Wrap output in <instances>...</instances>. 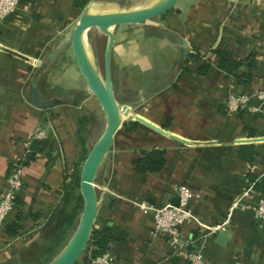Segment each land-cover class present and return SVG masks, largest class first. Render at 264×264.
<instances>
[{"label": "crops", "instance_id": "obj_1", "mask_svg": "<svg viewBox=\"0 0 264 264\" xmlns=\"http://www.w3.org/2000/svg\"><path fill=\"white\" fill-rule=\"evenodd\" d=\"M74 1L18 0L0 22V198L25 143L37 130L50 142L22 168L18 207L0 227V264H22L19 258L60 201L65 176L80 175L101 120L104 125L74 51V28L83 11ZM78 1L86 6L90 0ZM125 1L129 9L146 6ZM182 43L188 48L184 62ZM215 51L240 62L238 73L248 80L241 84L219 70ZM205 60L210 67L202 75L198 68ZM110 67L115 97L129 109L121 120L133 118L115 132L96 174L92 228L113 224L126 234L123 243L109 245L113 264H186L164 237L152 234V210L176 206L177 187L193 194L188 208L197 221L178 228L190 250L207 264H264V224L253 212L263 193L248 180L264 178V103L257 113L225 109L229 95L264 91V0H175L163 18L114 28ZM33 85L40 100L64 103L33 107L28 100ZM247 146L252 159L239 155ZM152 150L164 152V167L137 173L141 153ZM18 217L20 230L12 237L8 229ZM90 260L88 249L76 264Z\"/></svg>", "mask_w": 264, "mask_h": 264}, {"label": "water", "instance_id": "obj_2", "mask_svg": "<svg viewBox=\"0 0 264 264\" xmlns=\"http://www.w3.org/2000/svg\"><path fill=\"white\" fill-rule=\"evenodd\" d=\"M174 2L175 0H153L144 7L129 9L125 0H90L83 8L74 28V51L87 89L101 106L105 120L101 134L91 143L80 169L81 211L76 219L75 226L59 251L44 264H74L90 239L98 201L96 189L97 170L115 132L121 125V113L127 109V106L121 105L115 97L111 81L110 57L113 47V30L118 25L138 24L165 15ZM93 27L98 28L105 35L102 70L97 62L90 39L89 32ZM181 49V59L184 62L188 54L185 43H182ZM28 100L33 107L39 110H47L64 103L63 100L59 99L40 100L35 85L30 89ZM134 120L156 132L162 133L160 129L139 117H134Z\"/></svg>", "mask_w": 264, "mask_h": 264}, {"label": "trees", "instance_id": "obj_3", "mask_svg": "<svg viewBox=\"0 0 264 264\" xmlns=\"http://www.w3.org/2000/svg\"><path fill=\"white\" fill-rule=\"evenodd\" d=\"M74 6L83 9L85 3L75 0ZM163 16L164 15H161L160 17L163 18ZM213 54L216 58V67L227 76L236 78L241 84L248 80V76L238 73L241 63L233 60L228 53L215 51ZM209 67L210 62L205 60L199 66L198 72L204 75ZM49 147L50 142L47 138L43 140L32 139L28 146L29 152L26 154L25 159L20 163L21 167L24 168L34 162L37 156ZM239 155L243 158L247 155V159H252L255 154L252 146H247L241 149ZM164 164V152L160 150H152L141 153V157L135 163L134 169L140 174H155L162 170ZM248 180L252 184V189L254 191L264 194V178L256 179L255 177L248 176ZM20 193L16 197L15 206L10 215L18 207ZM80 211L81 198L79 195V174L78 171H75L71 175L65 176L62 186V196L59 203L39 231L38 239L32 242L23 256L19 258L20 263L44 264L48 262L59 251L69 237ZM20 223L21 220L18 217L12 227L8 229V232L12 237H17L18 231L20 230ZM125 239L126 234L113 224H107L99 230L92 228L89 242L83 252L91 249V258L99 257L107 253L111 243H123ZM74 264H76V262Z\"/></svg>", "mask_w": 264, "mask_h": 264}, {"label": "built area", "instance_id": "obj_4", "mask_svg": "<svg viewBox=\"0 0 264 264\" xmlns=\"http://www.w3.org/2000/svg\"><path fill=\"white\" fill-rule=\"evenodd\" d=\"M18 0H0V22L8 18L17 8ZM264 103V91H259L253 95H229L226 99L225 109L227 113H239L247 111L257 113ZM127 111H129L127 107ZM133 119L131 116L126 121ZM125 119L121 120L123 123ZM46 135L43 131L37 130L33 139L43 140ZM29 143L24 145V153L21 159L14 161L7 172L5 187L0 198V227L6 218L13 211L17 195L23 188L22 167L20 163L25 159ZM178 204L176 206L166 205L153 209V231L152 234L157 237H164L167 246L173 254H181L186 264H207L199 251L190 250L189 242H182L178 228L191 221H197L195 216L188 208V203L193 194L184 187H177L174 191ZM239 199L233 201L230 212L237 207ZM256 219L264 224V194L257 204L253 207ZM90 264H113L112 258L106 253L102 256L91 258Z\"/></svg>", "mask_w": 264, "mask_h": 264}, {"label": "rangeland", "instance_id": "obj_5", "mask_svg": "<svg viewBox=\"0 0 264 264\" xmlns=\"http://www.w3.org/2000/svg\"><path fill=\"white\" fill-rule=\"evenodd\" d=\"M152 0H133V4H149L151 3ZM90 38L92 39V37L94 36L96 38V41L93 39L92 42H93V48L95 50V54H96V59H97V62L100 66V69L102 70V53H103V48H104V44H105V35L103 33H101L99 31L98 28L96 27H93L91 28L90 30ZM126 119L123 121L125 122ZM102 120L100 121L98 128L96 129V135H95V138L98 137L101 132H102ZM83 253V252H82Z\"/></svg>", "mask_w": 264, "mask_h": 264}, {"label": "bare ground", "instance_id": "obj_6", "mask_svg": "<svg viewBox=\"0 0 264 264\" xmlns=\"http://www.w3.org/2000/svg\"><path fill=\"white\" fill-rule=\"evenodd\" d=\"M121 118H122V116H121Z\"/></svg>", "mask_w": 264, "mask_h": 264}]
</instances>
